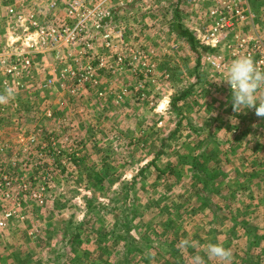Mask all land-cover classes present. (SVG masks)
Returning a JSON list of instances; mask_svg holds the SVG:
<instances>
[{"label":"rangeland","instance_id":"rangeland-1","mask_svg":"<svg viewBox=\"0 0 264 264\" xmlns=\"http://www.w3.org/2000/svg\"><path fill=\"white\" fill-rule=\"evenodd\" d=\"M115 3L91 46L64 36L9 80L0 64V264H264V117L219 81L259 57L264 0L209 44L216 0Z\"/></svg>","mask_w":264,"mask_h":264},{"label":"built area","instance_id":"built-area-1","mask_svg":"<svg viewBox=\"0 0 264 264\" xmlns=\"http://www.w3.org/2000/svg\"><path fill=\"white\" fill-rule=\"evenodd\" d=\"M64 1H66L64 13L67 19L61 26L57 19L58 12L63 6L61 2ZM216 1L218 4L221 3V8H224V15L221 16L218 9L211 12L210 15L216 17L215 20H219L207 33L205 37L207 44L215 41L217 36H221L220 26L225 24L234 26L248 19L243 7L244 0ZM112 2L116 4L115 0H0V32H5L3 40L0 38V49L7 50L5 58L0 54V64L5 65V74H3L6 75L7 80L25 75L33 65L38 66L35 53L46 48H56L64 36H68L70 45L81 43L82 46H91L96 36H86V34L92 33L91 30L100 31L101 26L95 22V18L103 14L104 18L110 17ZM46 16L55 18L47 21L44 19ZM80 17L86 20L76 23ZM31 30L34 31L33 34ZM109 37V34L104 35L105 39ZM106 45L109 46L110 42L107 41ZM253 52L259 56L255 61L256 65L264 69V38L253 44ZM4 85L8 87L7 90L10 89L9 81H5ZM8 104L10 105V102ZM11 184L9 176H4L3 182L0 183V190L3 191L6 200L11 198ZM10 215L9 213L7 216ZM4 225L5 222L0 221V227Z\"/></svg>","mask_w":264,"mask_h":264},{"label":"clouds","instance_id":"clouds-1","mask_svg":"<svg viewBox=\"0 0 264 264\" xmlns=\"http://www.w3.org/2000/svg\"><path fill=\"white\" fill-rule=\"evenodd\" d=\"M226 81L232 91V107L236 112L244 109L255 108L257 116L264 117V101H260L256 95L257 90L264 85V69H260L251 57L236 58L227 68ZM14 95L12 89H8L5 95H0V103L7 102ZM210 257L227 258L229 250L221 244H211L207 248Z\"/></svg>","mask_w":264,"mask_h":264},{"label":"trees","instance_id":"trees-1","mask_svg":"<svg viewBox=\"0 0 264 264\" xmlns=\"http://www.w3.org/2000/svg\"><path fill=\"white\" fill-rule=\"evenodd\" d=\"M181 33H182L183 36H189L187 32L181 31ZM188 38H189L190 41L194 42V39L191 36H189ZM205 49L207 50V48H205ZM175 243H177V240H173L172 246H173L174 249H177ZM172 257H174V254L172 255Z\"/></svg>","mask_w":264,"mask_h":264}]
</instances>
